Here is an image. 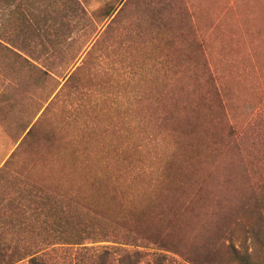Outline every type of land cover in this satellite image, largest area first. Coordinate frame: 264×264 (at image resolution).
<instances>
[{
	"label": "rangeland",
	"instance_id": "rangeland-1",
	"mask_svg": "<svg viewBox=\"0 0 264 264\" xmlns=\"http://www.w3.org/2000/svg\"><path fill=\"white\" fill-rule=\"evenodd\" d=\"M117 1L0 0V264H264V0Z\"/></svg>",
	"mask_w": 264,
	"mask_h": 264
},
{
	"label": "trees",
	"instance_id": "trees-1",
	"mask_svg": "<svg viewBox=\"0 0 264 264\" xmlns=\"http://www.w3.org/2000/svg\"><path fill=\"white\" fill-rule=\"evenodd\" d=\"M122 2V0H118L117 3ZM116 5L117 4H112L110 2H107L104 7L102 8L101 11V15L103 17H109L113 14V12L116 10ZM150 13H154V15H159L160 17L164 18V14L162 12V10L160 8H157L154 12V9L150 10ZM156 13V14H155ZM0 50L3 52H9V56L8 57H12L14 60H19V64L21 66V68H23L24 66H28L29 72L32 76H37V78L39 79V74H46L47 71H43L39 68V66L33 64L28 58H26L25 56H23L21 53H19L18 51H16L15 49L9 47L8 45L0 42ZM88 221H90L91 227L93 229H97L100 232V234L102 235L103 239H111L114 242H119V239L124 237H128L129 233L128 232H122L118 229L117 226H115L113 223H109L106 220L102 219V218H96V217H91L90 219H88ZM24 247V246H23ZM231 252L235 255H237V258L240 260V264H252L249 260V254L247 252V247L244 246V242L242 245H240V247H229ZM241 251V254L239 253ZM19 251L16 250V253H18ZM4 256V255H3ZM7 257L9 260L11 259L10 255L5 256ZM3 259V258H2ZM1 259V260H2ZM5 259V258H4ZM28 264H39V258H37L35 255H30L28 257ZM6 264L8 263L7 259H5Z\"/></svg>",
	"mask_w": 264,
	"mask_h": 264
}]
</instances>
